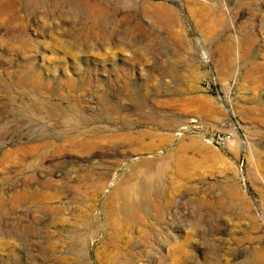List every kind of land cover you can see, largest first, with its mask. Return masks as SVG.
I'll return each mask as SVG.
<instances>
[{"label":"rangeland","instance_id":"obj_1","mask_svg":"<svg viewBox=\"0 0 264 264\" xmlns=\"http://www.w3.org/2000/svg\"><path fill=\"white\" fill-rule=\"evenodd\" d=\"M129 177L162 192L133 218L112 196ZM256 251L264 0H0V264Z\"/></svg>","mask_w":264,"mask_h":264},{"label":"bare ground","instance_id":"obj_2","mask_svg":"<svg viewBox=\"0 0 264 264\" xmlns=\"http://www.w3.org/2000/svg\"><path fill=\"white\" fill-rule=\"evenodd\" d=\"M156 13H158L160 16L166 15V17L172 19V16L168 14L167 11L161 6L156 7ZM202 54L203 57L207 58L208 55L205 50H202ZM85 143L89 145L90 141ZM157 164L159 169L165 170V168H167L170 163L168 159H161L157 161ZM153 169L155 168L153 167ZM145 171L147 172L150 170L146 168ZM131 178L129 177V179H125L122 183H120V186H118L116 192L114 195H112L113 197L115 196V198L120 200L117 213L128 218L137 216L138 210L143 209L145 204L154 203V199L156 202H158V198L162 193L161 190H159L160 188L158 189L154 185H148L137 178ZM152 191H154L153 197L156 198L152 197ZM260 257H262V253L260 251H256L251 256V258L247 261H244L243 264L254 263Z\"/></svg>","mask_w":264,"mask_h":264},{"label":"built area","instance_id":"obj_3","mask_svg":"<svg viewBox=\"0 0 264 264\" xmlns=\"http://www.w3.org/2000/svg\"><path fill=\"white\" fill-rule=\"evenodd\" d=\"M231 138V135L229 133H223L222 135H220L217 140H215L216 143L221 144L226 142L227 140H229Z\"/></svg>","mask_w":264,"mask_h":264}]
</instances>
